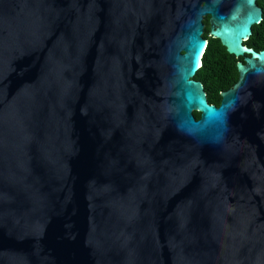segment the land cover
Wrapping results in <instances>:
<instances>
[{"label":"water","instance_id":"obj_1","mask_svg":"<svg viewBox=\"0 0 264 264\" xmlns=\"http://www.w3.org/2000/svg\"><path fill=\"white\" fill-rule=\"evenodd\" d=\"M206 16L242 58L219 105L195 79ZM262 20L258 0H0V264H264Z\"/></svg>","mask_w":264,"mask_h":264},{"label":"trees","instance_id":"obj_2","mask_svg":"<svg viewBox=\"0 0 264 264\" xmlns=\"http://www.w3.org/2000/svg\"><path fill=\"white\" fill-rule=\"evenodd\" d=\"M258 4L263 8V20L253 26V34L246 43L261 50L264 49V0H258ZM204 22L206 24L204 37L209 43L195 79L204 84L210 103L219 105L221 92L231 88L239 78L237 62L242 58L229 53L220 39L210 36L209 16L205 17ZM195 115L197 118L200 117L199 112H195Z\"/></svg>","mask_w":264,"mask_h":264}]
</instances>
